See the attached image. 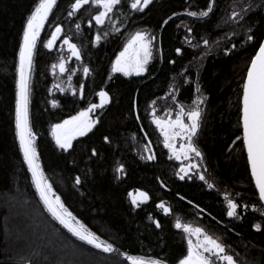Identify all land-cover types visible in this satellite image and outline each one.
Wrapping results in <instances>:
<instances>
[{
	"label": "trees",
	"instance_id": "obj_1",
	"mask_svg": "<svg viewBox=\"0 0 264 264\" xmlns=\"http://www.w3.org/2000/svg\"><path fill=\"white\" fill-rule=\"evenodd\" d=\"M38 2L0 0V264H47L38 253L54 260L38 242L27 251L22 242L9 245L5 227L11 207L1 206L8 197L25 203L29 212L37 211L48 236L92 264H131L127 256L180 264L188 254V238L176 228L178 219L224 243L240 264H264V206L250 178L240 125L242 83L264 39V0H153L143 11L132 9V0H122L104 25L95 23L94 5L74 15L69 13L75 0H58L53 8L36 43L30 80L29 113L38 160L52 185L50 197L60 198L76 218L74 223L113 244L114 253L81 241L48 211L23 157L16 127L19 52ZM209 7L207 17L189 14ZM242 9L244 18L233 20L232 13ZM57 26L63 31L49 48ZM137 31L156 37L148 71L140 76L113 73L117 57ZM248 35L254 39L247 40ZM65 38L80 48L81 59L71 55ZM62 54L71 58L64 77L70 76L76 94L55 89L58 79L52 66ZM84 67L90 69L87 76ZM102 90L111 102L91 113L99 123L76 137L71 149H61L52 135L54 126L99 104ZM200 99L204 103L193 143L202 153L205 180L195 175L181 180L177 173L182 163L171 157L152 112L155 108L161 118L181 105L188 112ZM149 155L155 159H146ZM120 164L123 174L117 171ZM135 192L149 195L140 207L132 203ZM229 199L239 205L238 216H228Z\"/></svg>",
	"mask_w": 264,
	"mask_h": 264
},
{
	"label": "snow or ice",
	"instance_id": "obj_2",
	"mask_svg": "<svg viewBox=\"0 0 264 264\" xmlns=\"http://www.w3.org/2000/svg\"><path fill=\"white\" fill-rule=\"evenodd\" d=\"M58 0H39L38 4L34 7L30 18L27 21V28L23 36V47L19 52V100L16 109V127L19 135L20 147L23 151L24 160L27 161L28 168L31 170L32 177L35 181V186L39 190L40 197L43 199L44 204L47 206L48 211L64 225L71 233L78 237L81 241L89 245H93L97 249H101L106 253H114L117 249L113 244L101 240L96 233L90 232L83 228V225L77 226L74 221L75 217L68 211L64 203L58 196L50 198L52 185L48 182L42 166L39 163L35 146L36 133L32 130L30 122L29 104H30V80L33 66V55L36 48V43L40 32L43 29L45 22L48 20L49 15L52 13L53 8L56 7ZM215 0H213V3ZM122 0H75L71 5L73 12L69 15H74L75 12L80 11L85 5H94L96 7V14L94 16L95 23L104 25L109 20V14L114 13V10L121 5ZM153 0H132L131 8L137 11L147 9ZM252 8V4L248 5ZM102 9V10H101ZM233 12L232 19L236 20L237 17L243 19V13ZM212 12L209 7L207 11L200 13L191 12V16L207 17ZM89 25L92 20L88 21ZM167 23V21H164ZM77 29L80 25H76ZM63 29L59 26L56 27L55 32L52 34L51 39L48 41L47 46L52 48L55 46V41L59 38ZM251 29H249V32ZM104 35H107L105 33ZM96 42L99 43L101 35L97 33ZM156 39L155 36L149 32L137 31L129 39L127 46L120 53L115 61L113 71L123 73L125 76H131L133 73L140 75L147 72V64L152 57V42ZM187 39V37H186ZM252 35L247 36V40H253ZM64 44L68 46L72 56L81 59L80 48L72 42L71 38H65ZM208 44V40L204 41ZM235 47V45H233ZM181 49H177L180 52ZM59 68L61 73L68 71L65 66L63 57L58 65H53V73L55 74L56 68ZM90 69L84 67L83 73L88 75ZM246 82L243 84V107H242V128H243V142L247 148V158L251 164V175L255 178L256 187L259 189V196L264 200V43L258 46V52L255 54L254 59L250 61V66L246 73ZM63 90V89H61ZM77 89H73V94H76ZM80 95H83L84 89L81 85L78 89ZM99 104H91L86 110L81 111L78 115L72 116L70 119L64 120L63 123L54 126L53 135L56 138V143L61 149H71L73 147L72 141L77 136H84L90 132L97 123L99 117L93 118L91 113L96 109H102L106 104L111 102V97L107 91H100ZM58 102L53 100V106ZM154 103V102H153ZM204 100H198V105L203 104ZM192 110L185 112L184 106L181 105L179 116L177 119L172 120L170 117L160 118L155 116V108H153V117L155 123L164 135V144L167 148L171 149L177 160L185 157L189 163L181 166L177 175L181 180L193 169L191 163V153H195L197 157L202 158V153L197 149L192 138L195 137L200 128L201 110L199 106ZM190 119V123L185 122V117ZM183 136L187 142L181 149L177 150L174 138ZM107 139V137H105ZM239 139V137H237ZM146 159H155L154 155H149ZM198 167V165L196 166ZM118 172L124 173V165L120 164ZM191 179L190 176H188ZM199 178L205 180L203 173H199ZM207 182V181H206ZM76 183H80L79 177L76 178ZM209 187H215L210 184ZM149 195L146 192H139V195L132 194V203L136 207H140L142 201H147ZM229 208L228 216H238L236 209L239 205L236 201L228 200ZM165 211L170 212V208L161 203L159 205ZM247 208V205H244ZM157 227L160 226L159 221H156ZM176 228L182 229L188 233V254L180 261V264H240V262L227 252L224 243L218 239L213 238L201 227H193L191 224L182 223L179 219L176 221ZM257 230L261 229V224H255ZM195 236L196 243L193 242L192 237ZM127 256V253H125ZM131 264H163L160 260L145 259L143 257L127 256Z\"/></svg>",
	"mask_w": 264,
	"mask_h": 264
},
{
	"label": "rangeland",
	"instance_id": "obj_3",
	"mask_svg": "<svg viewBox=\"0 0 264 264\" xmlns=\"http://www.w3.org/2000/svg\"><path fill=\"white\" fill-rule=\"evenodd\" d=\"M59 37H60V35H59ZM57 40L55 42H57ZM62 57L65 61V66L67 68L68 64L71 63V58L69 56H66L65 54H62L61 58ZM60 61H61V59H60ZM149 62H150V60H149ZM58 64H56V65H58ZM114 65H115V63H114ZM114 65H113V67H114ZM113 67H112V71H113ZM113 73H117V72L113 71ZM145 73L146 72H144V74ZM55 74H56L57 79H58V82L55 84V89L61 93L71 92V94H73L74 86L71 84L70 76L68 78L64 77L66 72L61 73L58 67L55 70ZM132 75H135V73H133ZM61 89H63V90H61ZM198 106H199L200 110L202 111L201 105L199 104ZM179 112H180V109L177 107V109L175 111L170 112L169 114H166L165 116H163L161 118L163 119V118L170 117L172 120H175L178 118ZM153 122L156 125L155 119L153 120ZM185 122L186 123L191 122L187 116L185 117ZM157 128H158L160 134L163 136V139H164L163 133L160 131L158 126H157ZM53 131H54V128H53ZM53 131H52V135H53ZM53 137L56 141V138L54 135H53ZM173 142L175 143L177 150L181 149L187 143L184 140L183 136L174 138ZM192 143H193V138H192ZM169 152H170L171 157L173 159L177 160L171 149H169ZM190 155H191V163L193 164L194 167H193L192 171L190 173H188V175H195L199 178V173H202V167L200 164V157H197L195 155V153H191ZM177 161L182 163V166L189 163L188 159L185 157H182L181 159H179ZM197 165H198V167H196ZM135 194L139 195V192H135ZM131 199H132V194H131ZM17 200H19V199L8 197L7 199H3L1 201V203H2L1 206H3L2 208H5V205H6V207L7 206L11 207V209L8 212L9 216L7 218V223H6V227H5V234L7 235L9 245H11L12 247H15L16 244H18V242H22L23 244H25L24 250L27 251L29 249L30 245L33 246L38 242V245H40L45 250V252H47L48 255L54 256V260L50 261V259L47 258V255H46V257H43V256H41L40 253L37 254L38 258H43V261H45V263H47V264H75V261L73 263H70L67 260L68 257L70 259L76 260L77 263H79V261H80L79 264H85V263L92 264V263H94L93 261H92V263H90L91 260L88 257L78 255V252H76L73 248L71 249L72 251H70L69 248L64 249L65 246L58 245L56 243V241L53 240V237L48 236V233H46L45 230H43L44 229L43 225L40 224L39 219H38V212L37 211L35 212L34 210L31 211L32 213L29 212L28 211L29 208L27 206H24L25 203H21V201H17ZM10 211H12V213ZM75 224L77 226H80L79 223H75ZM185 234L187 235L186 238H188V233L185 232ZM192 239H193L194 243L197 242L195 236H193ZM66 253L68 254V257H62V258L59 257L60 255L66 254ZM58 257H59V259H58ZM80 257H83V258H80ZM14 260L17 261V259H14ZM106 262L108 263V261H106ZM222 264H223V262H222Z\"/></svg>",
	"mask_w": 264,
	"mask_h": 264
},
{
	"label": "water",
	"instance_id": "obj_4",
	"mask_svg": "<svg viewBox=\"0 0 264 264\" xmlns=\"http://www.w3.org/2000/svg\"><path fill=\"white\" fill-rule=\"evenodd\" d=\"M262 43H264V39L262 40L261 44H262ZM257 52H258V50L256 51V53H257ZM256 53H255V54H256ZM254 56H255V55H254ZM254 56H253L252 59H254ZM249 66H250V64H249ZM249 66H248V68H249ZM248 68H247V70H248ZM246 73H247V71H246ZM141 74H142V73H141ZM141 74H140V75H141ZM140 75H137V76H140ZM245 78H246V74H245V77H244V80H243V83H242V88H241V101H240L241 142H242V144H243V148H244V152H245V157H246V162H247V166H248V170H249V174H250V178H251L252 184H253V186H254L255 192H256V194H257V196H258V198H259L261 204L264 206V200H262V199L260 198V196H259V189L256 187V184H255V178L252 177V175H251V164H250V162H249V160H248V158H247V148H246V145H245L244 142H243L242 107H243V84L246 82ZM30 171H31V170H30ZM38 192H39V190H38ZM50 198H51V197H50ZM42 200H43V199H42ZM43 202H44V201H43Z\"/></svg>",
	"mask_w": 264,
	"mask_h": 264
},
{
	"label": "bare ground",
	"instance_id": "obj_5",
	"mask_svg": "<svg viewBox=\"0 0 264 264\" xmlns=\"http://www.w3.org/2000/svg\"><path fill=\"white\" fill-rule=\"evenodd\" d=\"M258 50V49H257Z\"/></svg>",
	"mask_w": 264,
	"mask_h": 264
}]
</instances>
